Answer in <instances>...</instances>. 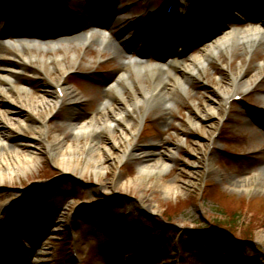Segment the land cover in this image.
I'll return each mask as SVG.
<instances>
[{
  "label": "rangeland",
  "instance_id": "rangeland-1",
  "mask_svg": "<svg viewBox=\"0 0 264 264\" xmlns=\"http://www.w3.org/2000/svg\"><path fill=\"white\" fill-rule=\"evenodd\" d=\"M29 1L3 0L2 6L11 7L16 19L26 22L28 9L38 8ZM61 1L68 4L70 0ZM72 1L79 7L87 5L86 0ZM145 1L110 0L121 27L127 25L122 20L124 14L132 20L142 18L147 28L142 36L156 44L160 37L147 22ZM170 1L154 0L153 5L161 7ZM67 15L72 22L71 13ZM239 24L227 31L233 32ZM60 26L55 22L53 29ZM81 29L76 26L71 35H82ZM194 45L188 46L193 49ZM66 47L65 64L71 70L64 78V87L84 101L83 113L88 120L96 114L105 78L113 75L120 61L109 59L98 46L84 47L74 41ZM198 52L193 49L182 59L186 61ZM72 53L78 58L76 67L68 61ZM173 53L162 52L165 56ZM40 54L46 58L52 55L48 51ZM52 64L33 63L32 69L24 68L22 76L15 78L30 84L28 98L47 99L44 87L59 75L58 68L50 69ZM237 68L245 73L247 91L237 89L227 101L218 97L217 116L197 119L196 111L216 97L214 88L227 85L229 73ZM254 70L260 72L256 78ZM133 87L138 89V85ZM188 87V93L178 94L174 107L165 114L133 115L131 140L122 139L118 131L79 138L80 142L93 140L100 148L116 143L112 155L105 152L102 156L107 168L102 189L91 170L77 176L78 171L63 172L48 158L45 142L54 136L71 141L65 108L46 119L33 114L37 126L22 130L14 140L24 143L41 131L43 138L33 150L35 161L12 176L0 178V264H264V139L258 147L246 149L249 140L239 136L249 130L264 132V51L255 50L248 56L236 47L218 54ZM225 92L230 94L227 89ZM124 96L131 99L129 92ZM110 103L118 106L115 100ZM194 119L198 125L189 126L188 121ZM149 142L159 144L145 145ZM129 147L125 158L112 161L113 155ZM141 150L151 151L166 166L159 176L130 183L138 175ZM248 181L255 188L244 191L241 184ZM166 184L171 185L168 192L163 190ZM225 235L242 246L239 254L226 247Z\"/></svg>",
  "mask_w": 264,
  "mask_h": 264
},
{
  "label": "bare ground",
  "instance_id": "bare-ground-1",
  "mask_svg": "<svg viewBox=\"0 0 264 264\" xmlns=\"http://www.w3.org/2000/svg\"><path fill=\"white\" fill-rule=\"evenodd\" d=\"M188 2L187 4L181 2L184 6L179 8V11L183 12L184 23H186L185 19H195L192 15L197 13H200L207 22H212L211 16L215 13L213 10L216 8V3L209 0H188ZM228 2L229 0H226L224 4ZM1 3L2 0H0V5ZM236 6H238L237 3ZM187 7H192L193 10L189 11ZM260 10L264 11V6H261ZM160 20L164 21V18H160ZM160 25L162 28L161 23ZM18 27L22 28L23 26L18 25ZM254 29L249 28L241 35H238V32L221 31L212 40L204 43L199 48V53L189 57L186 61L178 55H170L165 58L158 55L160 61L158 60L153 64L147 63L141 58L128 59L122 51L110 44L102 45L87 37L67 36V33L72 31L46 33L42 39L33 41L30 35L24 34L28 32L26 29H19V35L13 43L7 45L8 37L0 39L3 41L0 45V178L12 176L19 170L28 168V165L35 161L33 150L37 141L43 138L42 132H37L30 141L24 143L14 140V137L22 130L37 126L33 114L38 113L39 116L46 119L57 109L64 107L69 140L71 141L69 143L63 142V139L54 136L50 142H45L48 158L53 166L59 167L63 172L74 173L78 171L77 176H80L83 171L91 170L95 176L96 184L102 189L104 183L102 177L107 169L102 161V156L105 152L109 156L112 155L111 151L116 143L112 142L110 146L100 148L93 143V140L80 142L79 138L105 131L111 134L113 131H118L122 139L131 140L134 134L130 128L133 115L146 114L147 112L163 115L170 111L175 105L178 94L185 96L188 93V85L203 74L205 68L216 59L218 54L231 51L236 47L248 56L255 50L264 51V34ZM104 35L106 34L104 33ZM59 36H62V39ZM74 41L84 47L98 46L100 51L107 53L110 58L122 60V55H124L123 60L126 59L121 68L103 82V91L101 97L98 98L96 114L88 120L83 113L84 101L70 88L64 87L66 82L64 78L71 70L65 64L66 45ZM164 48L165 46H163ZM58 49L61 52L53 55L52 53ZM40 51H48L52 55L46 58L45 55H39ZM46 61L53 63L54 66L51 65V70H54V67L58 68L59 75L47 82L44 87L43 94L47 97L46 100L44 98H39V100L28 98L30 84L28 82L19 83L15 78L21 75L24 68L32 69L33 63ZM68 61L70 65L76 67L78 58L75 53L71 54ZM259 73V70H254L252 76L256 78ZM133 85H138V89H135ZM226 89L230 91L229 95L226 94ZM237 89L243 91L248 89L245 73L240 68L229 73L227 85L218 84L214 88L216 97L210 98L208 105H204L200 111H196L195 117L197 119H214L217 116L215 108L218 97L227 101ZM124 92H129L131 99H127ZM111 100H115L118 106L113 107L110 103ZM16 103L21 106L19 108L10 107L11 104ZM197 119L189 120V126L198 125ZM239 136L249 140L245 148L251 149L263 144L261 142L264 139V132L249 130L246 135L240 134ZM158 144L157 142H149L145 145L153 147ZM129 149L130 147L117 155H113L112 161H120L125 158ZM138 156L142 163L138 165V175L130 183L146 182L149 175L159 176L165 169V162L154 157L155 154L151 151L141 150ZM236 184L238 183H231L230 186L236 187L238 186ZM241 185L244 191L255 188L251 181ZM170 189L171 185L169 184L163 187V190L167 192Z\"/></svg>",
  "mask_w": 264,
  "mask_h": 264
},
{
  "label": "trees",
  "instance_id": "trees-1",
  "mask_svg": "<svg viewBox=\"0 0 264 264\" xmlns=\"http://www.w3.org/2000/svg\"><path fill=\"white\" fill-rule=\"evenodd\" d=\"M229 222V221H228ZM218 226V225H217ZM228 242V245H227V247H230L231 249H233V251L235 250V251H237V253L236 254H239L238 253V251L240 250V249H242V246L241 245H236V244H234L233 242H231V241H227ZM229 249V248H228ZM255 259V258H254ZM252 262H254V261H252ZM249 264V263H248ZM251 264V263H250Z\"/></svg>",
  "mask_w": 264,
  "mask_h": 264
}]
</instances>
